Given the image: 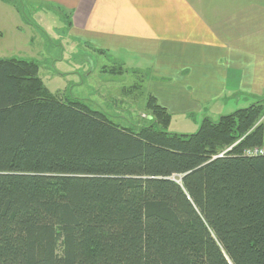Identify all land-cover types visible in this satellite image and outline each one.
<instances>
[{
    "label": "trees",
    "instance_id": "1",
    "mask_svg": "<svg viewBox=\"0 0 264 264\" xmlns=\"http://www.w3.org/2000/svg\"><path fill=\"white\" fill-rule=\"evenodd\" d=\"M51 95L0 60V264H264L261 103L191 135Z\"/></svg>",
    "mask_w": 264,
    "mask_h": 264
},
{
    "label": "crops",
    "instance_id": "2",
    "mask_svg": "<svg viewBox=\"0 0 264 264\" xmlns=\"http://www.w3.org/2000/svg\"><path fill=\"white\" fill-rule=\"evenodd\" d=\"M35 1L68 15L92 49L147 59L151 95L172 120L199 125L240 109L241 98L264 99V0Z\"/></svg>",
    "mask_w": 264,
    "mask_h": 264
},
{
    "label": "rangeland",
    "instance_id": "3",
    "mask_svg": "<svg viewBox=\"0 0 264 264\" xmlns=\"http://www.w3.org/2000/svg\"><path fill=\"white\" fill-rule=\"evenodd\" d=\"M41 6L43 11L35 13ZM41 6L35 0H0V60L36 65L37 78L55 97L80 99L120 124L148 125L146 101L154 77L150 62L137 61L125 50L92 49L74 37L68 15L59 14L54 6ZM240 100V109L257 103L264 109V99ZM195 119L175 118L168 130L194 134L198 130Z\"/></svg>",
    "mask_w": 264,
    "mask_h": 264
},
{
    "label": "built area",
    "instance_id": "4",
    "mask_svg": "<svg viewBox=\"0 0 264 264\" xmlns=\"http://www.w3.org/2000/svg\"><path fill=\"white\" fill-rule=\"evenodd\" d=\"M245 154L248 156H262L264 155V147L247 150Z\"/></svg>",
    "mask_w": 264,
    "mask_h": 264
}]
</instances>
